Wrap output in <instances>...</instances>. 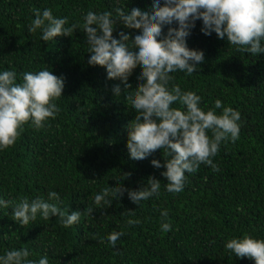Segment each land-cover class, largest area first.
Here are the masks:
<instances>
[{
    "label": "trees",
    "instance_id": "trees-1",
    "mask_svg": "<svg viewBox=\"0 0 264 264\" xmlns=\"http://www.w3.org/2000/svg\"><path fill=\"white\" fill-rule=\"evenodd\" d=\"M151 4L152 0H0V73L14 70L17 83H22L23 73L47 68L65 80L62 97L55 101L60 109L56 118L40 129L29 121L15 144L0 150V200L26 196L29 201H48V193L55 191L59 207L68 214L81 212L79 222L69 227L59 217L44 220L39 213L35 221L21 226L11 206H0V255L27 247L30 259L47 255L49 264H255L236 257L225 245L245 234L264 240V53L237 52L226 37L205 36L202 20L195 22L186 44L203 51L204 63L190 76L172 73V83L201 96L205 111L214 108L217 99L238 111L240 133L235 143L222 142L212 158L218 171L201 164L195 173H185L182 192L170 193L161 175L166 168L151 163L155 159L164 164V149L144 160L130 158L126 126L137 113L126 101L123 83L109 80L106 68L88 64L86 34L77 30L71 37L43 41L39 30L29 32L34 9H51L71 26L82 24L88 11H111L116 18V8L148 11ZM168 27L178 24L165 26V35ZM120 31L133 37L141 34L118 23L114 38L119 39ZM141 71L140 66L133 70L128 91L136 89ZM116 85L119 96L113 91ZM127 172L131 176L124 179ZM150 176L161 182L158 196L137 205L125 192L104 209L95 205L94 195L105 187L123 184L138 191ZM89 207L94 211L84 214ZM164 210L167 220L161 217ZM125 211L135 215L122 214ZM129 219L141 223L129 226ZM164 222L171 224L170 231L161 230ZM113 232L124 233L115 248L107 239Z\"/></svg>",
    "mask_w": 264,
    "mask_h": 264
},
{
    "label": "clouds",
    "instance_id": "clouds-1",
    "mask_svg": "<svg viewBox=\"0 0 264 264\" xmlns=\"http://www.w3.org/2000/svg\"><path fill=\"white\" fill-rule=\"evenodd\" d=\"M33 11L35 19L29 25V32L39 30L41 40L51 41L58 36L71 37L82 30L89 51L88 64L106 68L109 80L123 83L126 101L137 113L126 126L130 158L144 160L164 149L168 157L164 164L155 159L151 163L155 168H166L161 175L167 180L164 186L168 192H182L185 173H195L201 164L213 171L219 170L212 158L219 152L222 142L235 143L239 139L241 114L232 107H224L219 99L214 108L205 111L200 106L202 97L193 91H182L179 85L172 83L175 76L171 74L181 71L190 76L204 63L203 51L190 50L186 44L197 20H202L201 32L205 36L215 33L221 40L226 37L237 52L264 53V0H163V5L161 0H152L148 11L134 7L125 12L116 8V18L111 11H88L82 24L74 22L71 26H67V18L55 17L51 9L42 13L39 9ZM174 22L178 27H168L165 35L164 27ZM118 23L127 29L139 30L141 34L133 37L120 31L119 39L114 38ZM137 66L142 69L137 77L139 83L135 90L128 91L132 88L129 77ZM16 77L14 70L0 73V150L13 146L23 125L29 121L40 129L60 111L55 101L62 97L63 77L55 76L47 68L23 73L22 83H17ZM113 91L119 96L120 86L116 85ZM177 102L182 108L172 107ZM221 108L222 113L218 115L216 109ZM122 176L127 179L131 173ZM160 188L161 182L150 176L147 185L138 191L127 189L123 184L105 187L94 195V203L97 208L104 209L127 192L128 198L138 205L158 196ZM48 201L42 197L29 201L28 197L21 196L18 200H0V206H11L12 217L21 226L35 221L38 213L44 220L59 217L64 227L79 222L81 212L68 214L59 207L61 200L57 192L50 191ZM93 211L89 207L84 214L91 215ZM122 214L134 216L135 212ZM161 217L167 220V210L161 212ZM140 223L138 219L127 221L129 226ZM161 230L170 231L171 224L162 223ZM123 235V232H113L107 237L108 242L115 248ZM225 247L236 257L264 264L262 239L245 234L243 238L230 239ZM30 255L27 247L8 250L0 255V264H49L47 255L38 261L30 259Z\"/></svg>",
    "mask_w": 264,
    "mask_h": 264
}]
</instances>
